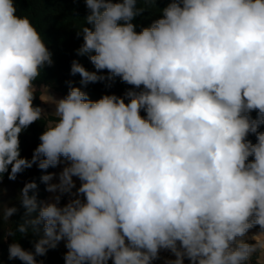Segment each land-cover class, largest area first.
<instances>
[{
    "label": "clouds",
    "instance_id": "9594fccd",
    "mask_svg": "<svg viewBox=\"0 0 264 264\" xmlns=\"http://www.w3.org/2000/svg\"><path fill=\"white\" fill-rule=\"evenodd\" d=\"M145 2L84 0L76 51L95 71L74 60L71 74L132 88L95 101L79 87L42 95L54 106L47 114L33 101L52 53L16 0H0V183L67 162L58 183L55 173L40 178L57 193L50 202L38 201L35 181L21 189L23 222L6 237L41 225L43 236L34 251L9 244L10 260L43 264L36 257L63 240L65 264H152L161 250L175 257L165 264H251L256 253L262 264L264 0H169L137 31ZM41 120L40 144L24 158L19 137ZM64 194L72 198L61 206ZM17 212L0 204L3 221Z\"/></svg>",
    "mask_w": 264,
    "mask_h": 264
},
{
    "label": "trees",
    "instance_id": "16d2710c",
    "mask_svg": "<svg viewBox=\"0 0 264 264\" xmlns=\"http://www.w3.org/2000/svg\"><path fill=\"white\" fill-rule=\"evenodd\" d=\"M168 2L169 0H155V2L148 0V2L139 4L138 6L143 7L145 11L134 21L137 24L136 30L139 31L141 27L149 26L153 21L161 18V10L166 7ZM16 6L18 14L28 16L41 32L49 51L52 53V65L45 66L41 71V76L35 82L37 91L33 101L34 105L41 107L42 101L39 98L42 96V90L39 87L41 85L53 87L64 96L68 94L70 87H79L93 101L100 99L103 95L114 94L123 97L125 92L132 88L131 85L122 82L119 77L83 85L79 74H71V65L74 60L81 63L87 70L95 71L88 56H79L76 51L83 43L82 36H78L77 32L89 14L84 0H16ZM98 74L108 75L106 70ZM141 115H145V113L141 112ZM251 116L256 118L257 113L253 111ZM44 130L45 122L41 120L33 123L22 132L19 137L22 157L31 159L35 148L40 144L39 136ZM259 131L264 132V125H261ZM248 139L253 143L256 142V137L253 134H250ZM249 159L253 158L250 157ZM55 169L56 167H50L45 172L34 165L18 174L15 181L9 180L7 174L4 175V179L0 183V190H2L0 191V204L8 207L15 206L18 208V212L9 221L0 219V264H23L19 259H9V244L18 242L24 249L34 251V243L43 236L42 225L38 235L34 234L31 229L27 234L16 232L13 237H6V233L9 228L15 231L17 226L23 222L24 209L20 206L17 198L24 184L35 181L38 186L35 190L37 199L40 202H45L48 192L45 183L40 178ZM60 203L61 206L66 204L64 199ZM255 228L259 229V226ZM67 251L68 249L62 240L58 242L55 248L48 249L44 256H37L36 259L43 261V264H65ZM258 255L259 253L253 255L251 264H256ZM262 264H264V259H262Z\"/></svg>",
    "mask_w": 264,
    "mask_h": 264
},
{
    "label": "crops",
    "instance_id": "0c3cea01",
    "mask_svg": "<svg viewBox=\"0 0 264 264\" xmlns=\"http://www.w3.org/2000/svg\"><path fill=\"white\" fill-rule=\"evenodd\" d=\"M66 164H67V162H66V161H63V159H62L61 164L58 165V166L56 167V169H55L53 172H51V173H55V174H57V175H56V178L53 179L52 183H58V174L62 171L63 167H65ZM73 179H74V181H75L76 187L78 188V187L80 186V183H81V182H80L79 179L76 178V177H74ZM72 191H73V193H75L76 189L74 188ZM56 194H57V193H49V192H48V197H47V199H46L45 202H50V201L52 200V198H53ZM71 198H72V197H71L70 195H68V194H64V195H62L61 200L64 199L65 203H67V202L69 201V199H71ZM254 234H255L254 232H252V233H250V234H249V232H248V233L246 234V236H245L243 239H244L246 242H248V243H255V241L251 239V237H252ZM63 243H64V245H65V241H63ZM159 256H160V258L157 259V260H154V261L152 262V264H165V261H166L167 259H175V257H174L169 251H166V250H161L160 253H159ZM184 264H190V261H189L187 258H185V260H184Z\"/></svg>",
    "mask_w": 264,
    "mask_h": 264
},
{
    "label": "rangeland",
    "instance_id": "374dc122",
    "mask_svg": "<svg viewBox=\"0 0 264 264\" xmlns=\"http://www.w3.org/2000/svg\"><path fill=\"white\" fill-rule=\"evenodd\" d=\"M36 87H37V86H36ZM39 87H40L41 90H42V95H47V94H49V95L55 97L56 99H60V98L65 97L60 91H58L57 89H55V88H53V87L45 86V85H41V86H39ZM44 87L47 88L48 92H47V90H46ZM41 107H42L43 109H45V112H46L47 114H51V113L54 111V106H53L52 104H50V103H44V102H42ZM259 231H260V229H257V228L254 227V228H252L251 230H249V234L252 233V232H254V233L256 234V233H258Z\"/></svg>",
    "mask_w": 264,
    "mask_h": 264
},
{
    "label": "built area",
    "instance_id": "2783aa9c",
    "mask_svg": "<svg viewBox=\"0 0 264 264\" xmlns=\"http://www.w3.org/2000/svg\"><path fill=\"white\" fill-rule=\"evenodd\" d=\"M109 264H112V262H111V261H109Z\"/></svg>",
    "mask_w": 264,
    "mask_h": 264
}]
</instances>
